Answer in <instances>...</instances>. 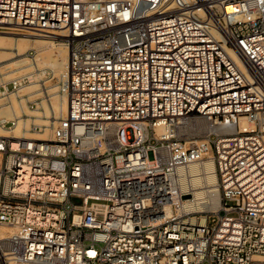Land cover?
<instances>
[{"label": "built area", "instance_id": "2783aa9c", "mask_svg": "<svg viewBox=\"0 0 264 264\" xmlns=\"http://www.w3.org/2000/svg\"><path fill=\"white\" fill-rule=\"evenodd\" d=\"M0 33L69 48L64 80L0 85L1 111L35 82L42 114L20 137L0 117V264H264V0H0ZM209 159L222 199L202 223L178 171Z\"/></svg>", "mask_w": 264, "mask_h": 264}, {"label": "bare ground", "instance_id": "6f19581e", "mask_svg": "<svg viewBox=\"0 0 264 264\" xmlns=\"http://www.w3.org/2000/svg\"><path fill=\"white\" fill-rule=\"evenodd\" d=\"M12 35H22L23 38H15ZM56 38H42L38 37L35 34L30 33H0V49H11L15 50L18 53V64L25 65L26 69L23 70L19 77L12 79L10 81L19 80L24 76H33L37 72H43L45 69L55 70L60 79H65L67 76V69L69 65V48L63 40H55ZM29 50H35V58L30 59L26 56V53ZM38 56L41 58H53V66L55 68L47 67V59H44L42 62L39 60ZM37 58V59H36ZM35 60V64H38V70L32 71V66L30 68L31 62L29 60ZM46 61V63H45ZM49 61V60H48ZM52 63V62H51ZM46 65V66H45ZM29 66V67H28ZM34 66V65H33ZM37 66V65H36ZM45 66V67H44ZM28 68V69H27ZM10 81H2L1 84L8 83ZM0 84V85H1ZM26 96L29 99L25 98ZM41 96V91L39 90L36 84L30 86L22 87L18 93L11 94L7 99L9 100L10 105L3 106L1 110L0 117L4 120H14L16 126L14 132L17 137L23 136L24 129H28L29 124L22 120V115L24 114H34L37 113L29 108V100L36 101ZM3 102V101H2ZM51 105L53 108V114L56 118L65 117L67 102L65 99L57 97L54 93L52 94ZM48 103V102H47ZM44 105L47 112L51 105ZM51 111V108H50ZM47 114V113H46ZM180 135L193 137L196 135H202L208 133L211 128L206 122L202 119L189 120V119H180L179 122ZM240 127L242 130L250 131L253 129V124L246 118L240 119ZM166 127L162 126L157 128L158 134L166 132ZM7 132L0 128V136L6 135ZM39 139H48L49 135H36ZM179 175V186L184 194V201L182 205V210L188 213H213L216 214L220 210V187L218 176L216 173L215 163L212 159L206 160L202 163H195L188 167L180 168L178 171ZM193 196V197H192ZM222 198V197H221ZM193 219L192 221H194ZM202 223L205 221V217H201ZM10 232L8 229L0 228V237L6 235Z\"/></svg>", "mask_w": 264, "mask_h": 264}, {"label": "rangeland", "instance_id": "374dc122", "mask_svg": "<svg viewBox=\"0 0 264 264\" xmlns=\"http://www.w3.org/2000/svg\"><path fill=\"white\" fill-rule=\"evenodd\" d=\"M12 36H14L15 38H23L24 37L22 35H12ZM16 58L19 59L18 58V53L15 50H11V49H0V84L2 83V81H10L12 79H15V78L19 77L21 74H24V73H21V72L26 69V66L25 65H22V64L20 66L17 65L19 60H17ZM38 58H39V60H37V61H40V62H42L44 59H47V58H43V57L40 58L39 56H38ZM50 59H53V58H49V59L46 60L48 62V64L45 61V63L47 64V67L48 66L50 67V65L52 67V65L54 63L53 62L54 60H50ZM34 61L35 60H33V61L29 60V63L31 62V65H29L30 68L32 66L31 72L34 71V70H36L35 68H37V70H38V64H35ZM53 66H55V65H53ZM52 68H55V67H52ZM37 74H41V72H37L36 74H33V76H32V78H33L32 80L33 81H37L39 79V77H38ZM56 74L59 77V75H58L57 72H56ZM33 84H35V82H33ZM26 98L29 99V97H26ZM29 102H33V101L29 100ZM3 103L4 102L0 101V105H2ZM47 104L48 103L47 102H44V100H43V106L44 105H47ZM50 108H49V111L47 112V110L44 107L45 110H43L42 112H44L45 114L47 113L46 115L47 116H50V114H51L50 113ZM0 114H1V111H0ZM27 115L42 116V114H39V113H34V114L27 113ZM28 124H30V121H28ZM27 136L29 137V135H27ZM201 136L202 135H196V136H193V137H190V138L193 141H201L202 140L200 138ZM221 197H222V193H221V190H220V199H222ZM75 202H78V201L76 200ZM210 214H213V213H206V212L205 213H201L200 214V217H202V216L206 217V216H208Z\"/></svg>", "mask_w": 264, "mask_h": 264}]
</instances>
